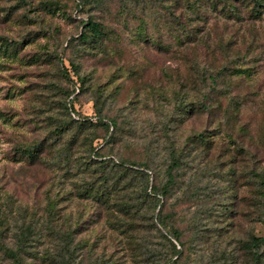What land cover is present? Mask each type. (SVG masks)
Segmentation results:
<instances>
[{"label": "rangeland", "instance_id": "obj_1", "mask_svg": "<svg viewBox=\"0 0 264 264\" xmlns=\"http://www.w3.org/2000/svg\"><path fill=\"white\" fill-rule=\"evenodd\" d=\"M245 5L0 0V264H264V14ZM226 64L245 70L209 77Z\"/></svg>", "mask_w": 264, "mask_h": 264}, {"label": "trees", "instance_id": "obj_2", "mask_svg": "<svg viewBox=\"0 0 264 264\" xmlns=\"http://www.w3.org/2000/svg\"><path fill=\"white\" fill-rule=\"evenodd\" d=\"M243 3L245 2V8L248 10V20L250 21H255L257 20L258 18H261L262 15L264 14V0H241ZM230 10L232 11L233 14H236L237 13V10L239 8V6L236 4V3H232L230 4L229 6ZM85 26L88 28L87 32L84 33L82 32L80 37L81 38H86L88 35L87 33L89 32V34H91V36H99L101 35V28H102V25L96 21H93L92 19H88L86 22H85ZM198 47H189L188 50H192V51H195ZM199 49L203 50V54L204 55H212V54H215L214 52L216 51V49L214 48V46H208V47H199ZM208 61L211 63L213 62L212 60L208 59ZM195 67V68H194ZM212 67V65H208L206 67L207 68H210ZM200 69V64L198 63H193L191 64V67H190V73H191V76L192 74L195 72H198ZM245 69H240V67L236 66V65H223L221 66L217 71L216 73H211L209 75V77L211 79L213 78H216V77H221L225 72H228V71H231V72H236V73H242ZM204 72L202 73V77H205L206 75H204ZM207 104L203 102L202 106L205 107ZM71 109L74 110V106L73 104L71 105ZM110 125L112 127H117V122L115 120H112L110 119ZM110 127V126H108ZM102 147L101 146L100 148H97L96 147H93L91 149V152L89 154V157L87 158V164L86 165H91L92 163H96L97 161H100V165H104L106 164V156L103 155L102 153ZM122 165V164H121ZM174 165H171L169 166V170L171 171V169L173 168ZM80 167V166H79ZM124 169H127L129 170L128 168H124ZM130 171H134L136 172V175L140 178V179H144V180H147L149 178V173L147 170L145 169H137L136 171L135 170H130ZM169 176H171L172 174L169 172L168 173ZM262 184L264 185V180L262 181ZM153 188V193L154 195L156 196V191H157V188L156 187H152ZM158 193H162L163 195L167 193V186H163L161 188V192L158 191ZM150 195H152L150 192L146 191L145 193V196H144V200H147V197H149ZM127 204L126 203H123L122 204V207L124 208L125 211H128L130 210V207L128 206L126 208ZM159 225L161 227L164 226V222L162 220H159L158 221ZM154 228L158 229L157 228V225L154 223ZM159 230V229H158ZM169 235H171L175 241L179 242V245H181V242L179 240V232L178 231H174L172 233H169ZM165 236V235H164ZM28 240V237L24 236L22 238H20L18 240V247L17 248H10V247H6V252L7 254L10 256V257H13L15 259H18L20 258V254H19V251H20V248L22 245L26 244ZM262 243H264V236L262 237H256V236H253L249 242V245L251 248H253L255 250V248H258ZM178 252V251H177ZM256 252V251H255ZM70 258L71 256L68 255V256H65L63 255V264H68V262L70 261ZM255 264H258V258L256 259V263ZM260 264V263H259Z\"/></svg>", "mask_w": 264, "mask_h": 264}]
</instances>
